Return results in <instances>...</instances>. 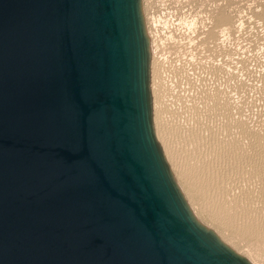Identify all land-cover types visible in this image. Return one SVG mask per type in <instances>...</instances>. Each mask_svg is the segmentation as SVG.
I'll return each instance as SVG.
<instances>
[{"label":"water","instance_id":"water-1","mask_svg":"<svg viewBox=\"0 0 264 264\" xmlns=\"http://www.w3.org/2000/svg\"><path fill=\"white\" fill-rule=\"evenodd\" d=\"M149 61L142 0H0V264H251L173 178Z\"/></svg>","mask_w":264,"mask_h":264},{"label":"rangeland","instance_id":"rangeland-1","mask_svg":"<svg viewBox=\"0 0 264 264\" xmlns=\"http://www.w3.org/2000/svg\"><path fill=\"white\" fill-rule=\"evenodd\" d=\"M142 7L175 176L201 222L264 264V0H142ZM213 176L228 189L207 195Z\"/></svg>","mask_w":264,"mask_h":264},{"label":"bare ground","instance_id":"bare-ground-1","mask_svg":"<svg viewBox=\"0 0 264 264\" xmlns=\"http://www.w3.org/2000/svg\"><path fill=\"white\" fill-rule=\"evenodd\" d=\"M148 28V27H147ZM147 34H148V37H149V40H150V61H149V88H150V95H151V105H152V125H153V130H154V133H155V137H156V140H157V142L159 143V145H160V147H161V149H162V153H163V156H164V158H165V160H166V162H167V164H168V166H169V168H170V171H171V174H172V176H173V178L175 179V181H176V183H177V185H178V187L180 188V190H181V192L183 193V195H184V197H185V199L187 200V198H186V196H185V194H184V192H183V189L181 188V186H180V184H179V182H178V180H177V178H176V176H175V174H176V172H175V168H174V166H173V157H172V154H171V150H172V147L170 146V144H171V141H170V139H169V141H170V143H169V141H168V139H167V137L165 136V134L166 133H164V131H163V124H162V122H161V117H160V102L158 101V99H157V96L159 95L158 94V87L159 86H157L158 84H157V79H158V81H159V77H157L156 78V70H158L157 69V67H159L158 66V62L156 61V59H155V52H154V49H153V39H152V37H151V34L149 33V29L147 30ZM157 72H159V71H157ZM160 73V72H159ZM159 75V74H158ZM163 77V76H162ZM235 83V82H234ZM160 89V88H159ZM160 93V92H159ZM159 98H160V95H159ZM233 101V100H232ZM196 102V101H195ZM236 102H237V100H236ZM162 104V103H161ZM174 109V108H173ZM221 109V108H220ZM161 115H162V113H161ZM232 116V115H231ZM238 117V116H237ZM211 126V125H210ZM216 133V132H215ZM182 134V133H181ZM211 137V136H210ZM214 137V136H213ZM217 140V139H216ZM199 142V141H198ZM188 143V142H187ZM226 144V143H225ZM229 146V145H228ZM190 147V146H189ZM219 152V151H218ZM225 153V152H224ZM254 153V152H253ZM217 154V153H216ZM223 154V153H222ZM175 156V155H174ZM252 157V156H251ZM224 159H226V158H224ZM240 159V158H239ZM175 160V159H174ZM257 161V160H256ZM255 161V162H256ZM245 164V163H244ZM212 166V165H211ZM256 166V165H255ZM195 167V166H194ZM233 167V166H232ZM241 168H242V166H241ZM254 168V167H253ZM198 169V168H197ZM261 169V168H260ZM187 170V169H186ZM199 170H201V169H199ZM255 170V169H254ZM217 171V170H216ZM207 172V171H206ZM249 172V171H248ZM253 172H255V171H253ZM258 172H260V171H258ZM187 173V172H186ZM205 173V172H204ZM257 173V172H256ZM255 173V174H256ZM196 174V173H195ZM200 174V173H199ZM260 174H261V172H260ZM263 174H264V172H263ZM211 175H212V173H211ZM219 175V174H218ZM230 175V174H229ZM232 175V174H231ZM242 175V174H241ZM258 175V174H257ZM205 176V175H204ZM208 176V175H207ZM256 176V175H255ZM261 177V175H258V177ZM198 177V176H197ZM211 177V176H210ZM215 176H213V178H214ZM225 176H222L221 175V181H224V178ZM199 178H200V176H199ZM264 177H262L261 178V180H264L263 179ZM233 180V179H232ZM218 182V179L216 180V178H214V179H211V181L210 180H208L207 181V183L203 186V187H205V191H206V193H207V195H209L211 192H212V194H214V192L216 193V191L217 190H219V192L221 191V188H225V189H228V188H226V186H223V183L221 182L220 184L219 183H217ZM226 181V180H225ZM205 182V181H204ZM235 183V182H234ZM258 184V183H257ZM230 186V185H229ZM196 187V186H195ZM230 189V188H229ZM263 189V188H262ZM203 191V190H202ZM226 191V190H225ZM218 192V193H219ZM205 193V192H204ZM222 193H223V191H222ZM220 194V193H219ZM239 194V193H238ZM241 196V195H240ZM252 196V195H251ZM210 197V196H209ZM223 198V197H222ZM214 199V198H213ZM216 200V199H215ZM232 200V199H231ZM209 201V200H208ZM229 201V200H228ZM187 202H188V200H187ZM225 203V202H224ZM238 203V202H237ZM188 204H189V202H188ZM226 204V203H225ZM229 204V203H228ZM232 204V203H231ZM210 205V204H209ZM189 207H190V209H191V211H192V213H193V215L195 216V218L199 221V223H201L203 226H205L207 229H209V230H211V231H213L216 235H217V237L225 244V245H227L229 248H231L235 253H237L238 255H240V256H242V257H244V258H246L251 264H253L247 257H245V256H243V255H241V254H239L235 249H233L230 245H228L227 243H225L223 240H222V238L219 236V234L215 231V230H213L212 228H210V227H208L207 225H205L203 222H201L200 220H199V218L197 217V215L195 214L196 212H194V210H193V208L191 207V205L189 204ZM224 207V206H223ZM229 207V206H228ZM235 207V206H234ZM239 207V206H238ZM230 208V207H229ZM237 208V207H236ZM219 209V208H218ZM226 209V208H225ZM233 210V209H232ZM230 212V211H229ZM245 212V211H244ZM215 213V212H214ZM219 214V213H218ZM226 214V213H225ZM226 216V215H225ZM240 216V215H239ZM250 216V215H249ZM242 221V220H241ZM248 222V221H247ZM260 222V221H259ZM238 223V222H237ZM257 225H258V223H257ZM253 227V226H252ZM258 227H260V229H264V225L261 223V224H259L258 225ZM257 227V228H258ZM256 229V228H255ZM261 233V232H260Z\"/></svg>","mask_w":264,"mask_h":264}]
</instances>
